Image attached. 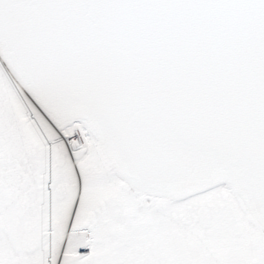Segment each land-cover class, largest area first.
I'll use <instances>...</instances> for the list:
<instances>
[{
  "label": "snow or ice",
  "instance_id": "1",
  "mask_svg": "<svg viewBox=\"0 0 264 264\" xmlns=\"http://www.w3.org/2000/svg\"><path fill=\"white\" fill-rule=\"evenodd\" d=\"M0 264H264V0H0Z\"/></svg>",
  "mask_w": 264,
  "mask_h": 264
}]
</instances>
